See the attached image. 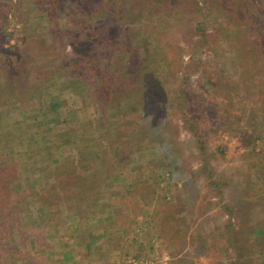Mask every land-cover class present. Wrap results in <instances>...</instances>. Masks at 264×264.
Listing matches in <instances>:
<instances>
[{
    "label": "rangeland",
    "instance_id": "374dc122",
    "mask_svg": "<svg viewBox=\"0 0 264 264\" xmlns=\"http://www.w3.org/2000/svg\"><path fill=\"white\" fill-rule=\"evenodd\" d=\"M252 1L135 0L115 12L117 20L130 22L125 25L126 51L144 50L146 34L154 31L163 43L172 44L173 73L162 90L166 103L161 124L149 128L151 138L141 151L118 161L120 178L111 189L86 197L100 198L110 215L100 233L104 229V235L125 243L112 252L110 263L86 256V246L76 242L84 232L73 224L67 232L63 229L67 216L43 222L36 201L15 210L12 227L35 236L38 251L51 263L264 264V63L255 62L259 54L252 46L256 42L264 53V13ZM100 6L84 0H0V76L14 69L6 75L5 87L23 92L22 74L38 75L47 64L72 57L94 36L96 22L110 15ZM206 14L208 40L199 47L197 25ZM192 56L200 63L195 70L189 65ZM23 65L28 70L21 73ZM178 91L180 103L172 106ZM97 123L102 126V119ZM159 129L173 138L171 148L157 140ZM192 174L194 185L186 187ZM24 181L28 184V177ZM132 183L141 193L138 201L129 193L124 200L132 222H114L113 216L122 211L116 202ZM13 188L17 191L18 185ZM160 223L176 225L187 235L172 244ZM128 226L132 231L125 233ZM8 232L17 236L16 229Z\"/></svg>",
    "mask_w": 264,
    "mask_h": 264
},
{
    "label": "trees",
    "instance_id": "16d2710c",
    "mask_svg": "<svg viewBox=\"0 0 264 264\" xmlns=\"http://www.w3.org/2000/svg\"><path fill=\"white\" fill-rule=\"evenodd\" d=\"M84 1L100 4L111 13L107 19L96 22L94 36L72 57L63 56L59 64H47L38 75L22 74L23 92L5 87V77L13 68L4 70V76H0V264H53L38 251L35 236L21 226L12 227L15 210L32 201L40 205L41 221L67 216V223L63 224L66 232L72 224L84 232L76 242L86 246L90 260L109 262L112 252L125 245L104 235V229L100 233L102 222L110 215L104 213L100 198L86 197L91 192L101 195L105 188L111 189L112 182L120 178L118 161L141 151L151 138L149 128L160 126L161 110L166 103L162 90L164 86L168 88L167 81L173 73V48L154 31L146 34L144 50H125L128 43L125 25L130 22L123 17L117 20L114 14L130 8L135 0ZM252 3L258 13H264V0ZM66 6L69 8V4ZM71 11V17H75L76 10ZM207 18L208 14L197 25L202 38L197 40L199 47L208 40L203 31ZM252 46L259 54L254 60L261 65L264 53H259L260 45L256 42ZM190 64L192 70L200 67L199 59L193 56ZM27 70L23 65L20 72ZM175 100L172 106L180 103L179 91ZM99 118L102 126L97 123ZM30 123L43 127H27ZM162 130L159 129L156 138L161 145L171 148L174 140ZM163 175H158L156 185ZM24 177H28V184L27 181L21 184ZM194 181L192 174L185 186L194 185ZM14 184L18 185L17 191ZM132 184L126 193H120L116 204L122 206V211L113 216L114 222L118 219L132 222L124 200L128 193L137 201L141 197L137 185ZM30 211L26 210L27 217ZM157 215L158 211L152 213L154 226ZM160 226L165 240L172 244L187 235L186 230L183 232L176 225L160 223ZM8 229H16L17 236ZM124 231L129 233L132 228L128 226Z\"/></svg>",
    "mask_w": 264,
    "mask_h": 264
}]
</instances>
